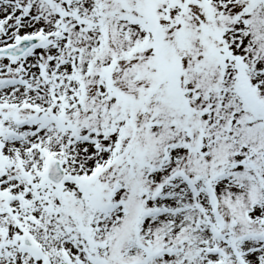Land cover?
Wrapping results in <instances>:
<instances>
[{"label": "snow or ice", "instance_id": "snow-or-ice-1", "mask_svg": "<svg viewBox=\"0 0 264 264\" xmlns=\"http://www.w3.org/2000/svg\"><path fill=\"white\" fill-rule=\"evenodd\" d=\"M0 264H264V0H0Z\"/></svg>", "mask_w": 264, "mask_h": 264}]
</instances>
